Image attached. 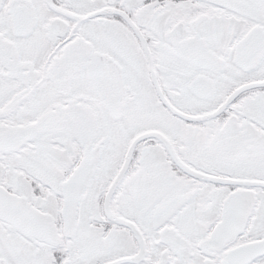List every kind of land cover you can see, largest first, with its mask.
I'll return each instance as SVG.
<instances>
[{"label": "snow or ice", "instance_id": "6c2138e0", "mask_svg": "<svg viewBox=\"0 0 264 264\" xmlns=\"http://www.w3.org/2000/svg\"><path fill=\"white\" fill-rule=\"evenodd\" d=\"M0 264H264V0H0Z\"/></svg>", "mask_w": 264, "mask_h": 264}]
</instances>
